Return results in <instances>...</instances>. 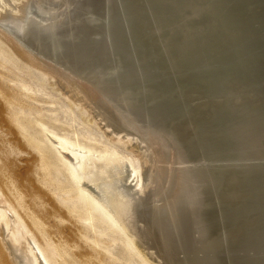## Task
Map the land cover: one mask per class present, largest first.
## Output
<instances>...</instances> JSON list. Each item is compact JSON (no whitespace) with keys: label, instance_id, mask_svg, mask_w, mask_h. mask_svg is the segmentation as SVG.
Returning a JSON list of instances; mask_svg holds the SVG:
<instances>
[{"label":"bare ground","instance_id":"bare-ground-1","mask_svg":"<svg viewBox=\"0 0 264 264\" xmlns=\"http://www.w3.org/2000/svg\"><path fill=\"white\" fill-rule=\"evenodd\" d=\"M128 1L27 0L1 13L0 34L86 99L113 133L137 141L140 187L124 160H94L85 170L77 156L72 170L156 263L264 264V16L255 12L264 0H182L173 11L167 1L164 12L151 0ZM209 4L217 25L194 16L193 5ZM211 29L225 38L221 50L206 48ZM200 67L203 74L182 80ZM1 209L13 264H33L37 255L9 235L19 224L13 210L0 201Z\"/></svg>","mask_w":264,"mask_h":264},{"label":"rangeland","instance_id":"rangeland-1","mask_svg":"<svg viewBox=\"0 0 264 264\" xmlns=\"http://www.w3.org/2000/svg\"><path fill=\"white\" fill-rule=\"evenodd\" d=\"M26 1L0 0V16L9 7L20 11ZM30 57L0 34V201L19 223L9 235L37 255L33 264L40 262L37 251L46 264H158L153 251L82 189L72 170L77 156L85 170L94 160L110 166L124 160L140 187L137 141L113 133L89 106L67 97L63 83ZM3 212L0 223L10 227ZM3 244L0 237V264H13Z\"/></svg>","mask_w":264,"mask_h":264},{"label":"water","instance_id":"water-1","mask_svg":"<svg viewBox=\"0 0 264 264\" xmlns=\"http://www.w3.org/2000/svg\"><path fill=\"white\" fill-rule=\"evenodd\" d=\"M153 3H152V7H153V9L154 10H159L160 8H161V6H162V4H164L165 2H167V1H170L169 2V7H170V9L173 11L174 10V8H176V6H178V4L180 3V2H182V0H176V1H174V0H151ZM187 1V0H186ZM131 5H134L135 7H137L138 6V4L137 3H135V2H132V0H129L128 1ZM133 3H135V4H133ZM193 8L194 9H196L197 10V8H198V5H193ZM215 8H214V6H212V5H208L207 7H205V8H200V9H198V11L197 12H195L194 11V16H199V24H201L200 22L201 21H203V22H205V23H209L210 24V26H212L213 25V23L214 24H216L217 25V23H216V11L214 10ZM160 11L161 12H164L165 10H162V9H160ZM261 12V14H262V16H264V8H260L259 10H255V12ZM160 12V13H161ZM211 31H212V34H209V36H208V40H207V47L206 48H208V46L209 47H212L213 45H215V46H217V48L219 49V50H221L222 49V45H223V43H224V40H225V38L223 37V35L222 34H219V33H217V32H215V31H213L212 29H211ZM196 44V43H195ZM196 46L198 47V45L196 44ZM210 51V50H209ZM228 51H230V49L228 48ZM221 51H216V53H215V58L214 59H216V57H218V55H219V53H220ZM198 55H202V50H201V52L200 53H198ZM222 62V61H221ZM225 68V66H224V63H223V65H222V63H220V64H218V65H216V67H214V70H216V71H220V70H223ZM205 72V70H204V68L203 67H200V68H197V69H193V70H187L186 72H184V74H182L181 75V78H182V80H186L187 82L189 81V80H193L192 78H194V77H196V76H199V75H201V74H203ZM208 73V70H206V74ZM56 82V81H55ZM62 91H63V93L67 96V97H70V98H74L75 100H80L81 102H83V105H85V106H89V102L86 100V99H79V98H77V97H75V95H74V93L72 92V91H67L66 89H62ZM93 113V112H92ZM94 114V116H96L95 115V113H93ZM96 117H98V116H96ZM123 136H124V134H123ZM140 157H141V153H140ZM142 158V157H141ZM208 207L206 206L205 207V211H206V213L204 214V216H203V218L204 219H206L207 220V216H208V210H209V208L207 209ZM245 212H246V209H245ZM245 212H244V215H245ZM230 214L232 215V213L230 212ZM241 214V213H240ZM240 214H238V215H232L233 217H238ZM233 218H230L229 217V222L232 220ZM211 221H213L214 222V219H211ZM231 223V225L229 226V227H226L227 229H230V230H234L235 229V225H233L232 224V221L230 222ZM247 264V261L245 260H243V263H241V262H234V264ZM249 264H251V263H249Z\"/></svg>","mask_w":264,"mask_h":264}]
</instances>
